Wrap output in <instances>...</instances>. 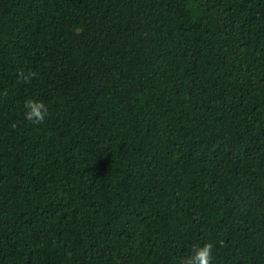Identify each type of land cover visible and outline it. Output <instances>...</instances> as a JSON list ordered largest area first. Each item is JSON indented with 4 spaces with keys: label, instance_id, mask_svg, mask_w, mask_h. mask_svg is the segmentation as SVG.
I'll list each match as a JSON object with an SVG mask.
<instances>
[{
    "label": "trees",
    "instance_id": "1",
    "mask_svg": "<svg viewBox=\"0 0 264 264\" xmlns=\"http://www.w3.org/2000/svg\"><path fill=\"white\" fill-rule=\"evenodd\" d=\"M208 242L264 264V0H0V264Z\"/></svg>",
    "mask_w": 264,
    "mask_h": 264
},
{
    "label": "clouds",
    "instance_id": "2",
    "mask_svg": "<svg viewBox=\"0 0 264 264\" xmlns=\"http://www.w3.org/2000/svg\"><path fill=\"white\" fill-rule=\"evenodd\" d=\"M24 108L27 110L25 112V119L34 124L44 122L48 109L43 102L27 99L24 102ZM212 249L213 244L211 242L205 243L203 246H194L192 254L185 257L181 261V264H211Z\"/></svg>",
    "mask_w": 264,
    "mask_h": 264
}]
</instances>
